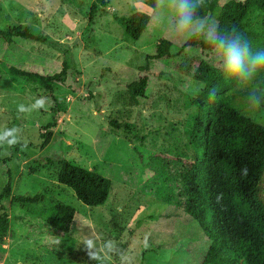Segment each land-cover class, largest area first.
I'll use <instances>...</instances> for the list:
<instances>
[{"label":"rangeland","instance_id":"374dc122","mask_svg":"<svg viewBox=\"0 0 264 264\" xmlns=\"http://www.w3.org/2000/svg\"><path fill=\"white\" fill-rule=\"evenodd\" d=\"M226 1L203 0L198 9L206 18L198 22L216 25L212 12ZM94 2L99 10L90 27L88 11ZM101 5V0H0V33L29 26L58 44L8 43L0 35V195L10 183L9 198L0 199V219H8L0 264H202L209 248L199 226L163 202L158 189L163 177L185 178L167 166L181 164L190 171L183 152L203 89L190 74L201 61L221 67V60L215 51L199 47L174 58L146 59L155 54L160 39H167L176 54L190 38L174 31L172 0H162L156 9L134 0H108L106 14ZM135 11L150 16L137 41L126 38L115 20ZM261 20L256 15V28L264 29ZM11 67L29 76L13 74ZM63 69L65 76L53 86L52 96L65 110L51 141L41 148L53 115L44 98L45 79ZM143 76L149 78L147 97L133 100L127 85ZM245 86L249 93L237 96L234 107L264 125V95L256 107L250 100L254 82ZM110 121L130 124L132 133ZM4 136L9 139L2 142ZM60 158L110 179L108 202L87 207L59 185L57 165L47 159ZM37 194L42 199L36 204L15 199ZM260 197L264 201V177ZM56 201L75 211L69 234L46 221Z\"/></svg>","mask_w":264,"mask_h":264},{"label":"trees","instance_id":"16d2710c","mask_svg":"<svg viewBox=\"0 0 264 264\" xmlns=\"http://www.w3.org/2000/svg\"><path fill=\"white\" fill-rule=\"evenodd\" d=\"M156 9L162 0H134ZM101 12L106 14L108 0H101ZM99 6L92 3L88 11V23H95ZM222 32L233 26L252 43L253 51H264V29L256 28V15H262L264 23V0H229L212 12ZM199 20L206 14L197 8ZM124 36L137 41L145 32L150 16L135 11L127 17H115ZM198 20V21H199ZM2 38L11 43L14 39L28 40L56 47L58 44L44 33H35L29 26H17L1 31ZM199 47L203 52H213L212 46L200 35L191 36L176 54L170 51V42L160 39L155 54L149 61L177 57L187 48ZM13 74L26 77L27 72L11 67ZM66 70L46 77L44 98L51 105L52 122L42 135L41 148L51 141L59 116L65 110L52 96L53 86L65 76ZM203 89L196 97L198 117L188 135L183 158L189 162L190 171L181 164H171L167 170L185 175L184 179L163 177L158 193L163 202L193 220L210 242L202 264H264V201L260 197L264 177V125L243 115L234 107L237 96L247 95L245 82L226 77L222 67L201 61L190 74ZM252 82V81H249ZM250 93L260 100L264 95V71L253 80ZM248 83V82H247ZM149 78L143 76L127 85V93L133 100L147 97ZM252 87V86H251ZM244 89H246L244 91ZM215 94V95H213ZM112 127L124 128L132 133L131 125L109 122ZM9 139L4 136L2 142ZM48 164L57 165L56 178L59 185L74 192L85 206L96 208L105 205L110 197L112 182L94 170L75 165L65 158ZM42 165L41 162H37ZM10 196V183L2 190L0 199ZM20 203L36 204L42 196H17ZM75 211L62 201L53 203L47 223L56 231L69 234L75 221ZM8 232V219H0V246Z\"/></svg>","mask_w":264,"mask_h":264},{"label":"clouds","instance_id":"9594fccd","mask_svg":"<svg viewBox=\"0 0 264 264\" xmlns=\"http://www.w3.org/2000/svg\"><path fill=\"white\" fill-rule=\"evenodd\" d=\"M172 5L175 15L174 31L190 37L203 35L219 56L226 77H234L247 83L264 71V51H253L252 43L235 26L222 32L219 24L198 22L197 8L203 6V0H198V3H192V0H172ZM252 99L255 106L259 107V100L255 96ZM88 254L90 258H96L94 252L89 251Z\"/></svg>","mask_w":264,"mask_h":264}]
</instances>
